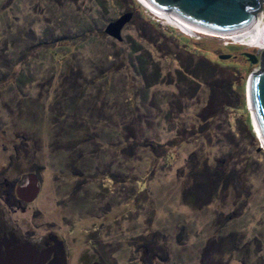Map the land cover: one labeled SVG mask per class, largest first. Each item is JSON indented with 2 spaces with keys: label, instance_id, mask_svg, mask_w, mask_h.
<instances>
[{
  "label": "rangeland",
  "instance_id": "374dc122",
  "mask_svg": "<svg viewBox=\"0 0 264 264\" xmlns=\"http://www.w3.org/2000/svg\"><path fill=\"white\" fill-rule=\"evenodd\" d=\"M262 47L138 0H0L2 223L54 264H264Z\"/></svg>",
  "mask_w": 264,
  "mask_h": 264
},
{
  "label": "water",
  "instance_id": "95a60500",
  "mask_svg": "<svg viewBox=\"0 0 264 264\" xmlns=\"http://www.w3.org/2000/svg\"><path fill=\"white\" fill-rule=\"evenodd\" d=\"M150 10L182 27L187 34L210 41H251L259 33L260 2L264 0H138ZM127 12L106 24L104 32L120 39L123 25L130 19ZM246 104L251 121L264 149V49L258 66L245 82ZM44 260V253L40 255ZM49 256L47 252L46 258ZM22 264H29L24 256Z\"/></svg>",
  "mask_w": 264,
  "mask_h": 264
},
{
  "label": "flooded vegetation",
  "instance_id": "af4514ba",
  "mask_svg": "<svg viewBox=\"0 0 264 264\" xmlns=\"http://www.w3.org/2000/svg\"><path fill=\"white\" fill-rule=\"evenodd\" d=\"M5 207L8 208L10 206H1L0 209L4 210ZM16 208L23 207L16 206ZM2 222L0 220V264H22L26 255L28 256L29 264L55 263L57 260V245L54 242L41 244L39 241L26 240V237L20 230L16 232L12 228L13 230L11 231ZM47 252L49 256L46 258ZM43 253L44 260L40 256Z\"/></svg>",
  "mask_w": 264,
  "mask_h": 264
},
{
  "label": "bare ground",
  "instance_id": "6f19581e",
  "mask_svg": "<svg viewBox=\"0 0 264 264\" xmlns=\"http://www.w3.org/2000/svg\"><path fill=\"white\" fill-rule=\"evenodd\" d=\"M141 3V2H140ZM145 6V5H144ZM149 9V8H148ZM150 10V9H149ZM152 11V10H151ZM152 12H154V11H152ZM156 15L158 14V13H156V12H154ZM160 17H164V18H166V19H168L169 21H172V20H170L169 18H167V17H165V16H163V15H160V14H158ZM174 22V21H173ZM178 25V24H177ZM180 26V25H179ZM181 27V26H180ZM243 41H246V40H243ZM256 41V44L258 45V44H262V43H264V31L261 29V27L259 26V33L257 34V36H256V38L255 39H253V40H251L250 42H255ZM252 45V44H251ZM253 47H255L256 45H252ZM251 46V47H252ZM263 49H264V47H262Z\"/></svg>",
  "mask_w": 264,
  "mask_h": 264
},
{
  "label": "clouds",
  "instance_id": "9594fccd",
  "mask_svg": "<svg viewBox=\"0 0 264 264\" xmlns=\"http://www.w3.org/2000/svg\"><path fill=\"white\" fill-rule=\"evenodd\" d=\"M143 5V4H142ZM144 6V5H143ZM146 7V6H145ZM156 19H160V18H158V17H156ZM155 19V20H156ZM157 21V20H156ZM157 22H160V21H157ZM259 26L261 27V29L264 31V21H263V18L261 17L260 19H259Z\"/></svg>",
  "mask_w": 264,
  "mask_h": 264
},
{
  "label": "trees",
  "instance_id": "16d2710c",
  "mask_svg": "<svg viewBox=\"0 0 264 264\" xmlns=\"http://www.w3.org/2000/svg\"><path fill=\"white\" fill-rule=\"evenodd\" d=\"M198 70V68H196V71Z\"/></svg>",
  "mask_w": 264,
  "mask_h": 264
}]
</instances>
